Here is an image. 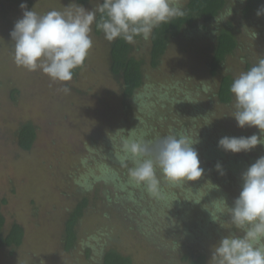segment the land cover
Masks as SVG:
<instances>
[{
  "label": "rangeland",
  "instance_id": "374dc122",
  "mask_svg": "<svg viewBox=\"0 0 264 264\" xmlns=\"http://www.w3.org/2000/svg\"><path fill=\"white\" fill-rule=\"evenodd\" d=\"M238 2L229 0L228 4L237 6ZM101 3L0 0V212L6 218L5 234L14 224L25 231L21 247L0 250V264H101L108 249L129 256L133 264H184L179 251L203 254L212 264L213 249L223 237L243 234L232 224L228 208L242 190V174L264 157V145L239 154L218 147L224 136L260 133L255 127L239 128L232 117L234 101L221 104L217 94L224 76L234 79L246 71L245 61L255 65L264 58V25L248 29L246 35L240 17L226 16L225 23H232L240 47L226 59L216 77L210 74V46L204 35L217 23L208 25L205 32L195 28L192 36L172 39L156 68L151 66L150 37L134 42L133 55L145 62V79L127 107L122 86L111 73L110 43L103 33L96 34L95 24L85 68L66 85L52 83L39 70L30 72L15 65L10 32L22 17L21 4L43 15L51 10L75 11L78 6L91 11ZM174 3L184 6L187 0ZM64 86L70 92L61 91ZM28 123L36 128L37 139L32 150L25 152L19 147L18 136ZM174 133H185L193 142L198 140L193 147L204 173L197 181L169 187L180 200V207L166 204L164 199L156 205L143 190L146 202L136 207L140 208L136 215L145 222L139 231L117 213L119 203L112 201L111 207H104V198L97 193L114 188L110 179L94 182L91 174L97 175L96 169L101 167L102 175H110L107 158L112 159L108 163H114L122 154L123 139L130 135L153 146ZM218 163L223 175L216 169ZM116 170L121 171L117 176L123 177V169ZM155 173L159 187L168 188L169 182L158 167ZM126 179L130 180L129 173ZM120 191L122 195L132 192L126 186L109 197L116 199ZM84 197L90 199V206L76 229L78 243L67 252L66 223ZM131 216L135 217L133 213ZM185 227L209 237L199 243L188 241ZM146 230L159 236L162 251L147 242Z\"/></svg>",
  "mask_w": 264,
  "mask_h": 264
},
{
  "label": "clouds",
  "instance_id": "9594fccd",
  "mask_svg": "<svg viewBox=\"0 0 264 264\" xmlns=\"http://www.w3.org/2000/svg\"><path fill=\"white\" fill-rule=\"evenodd\" d=\"M20 7L22 17L10 32L15 65L30 72L39 70L52 83L64 85L72 81L74 70L83 66L93 47L94 24L109 43L118 38L134 43L137 36L147 40L156 27L184 15L174 0H103L95 10L78 6L75 11L51 10L43 15L26 10L25 4ZM262 14L264 8L257 16ZM60 90L70 92L67 86ZM229 91L237 126L255 127L260 135L224 136L218 147L239 154L264 145V58L234 78ZM197 143L185 133H174L149 146L130 135L122 141L120 159L134 165L129 169L131 183L158 196L157 167L173 187L202 177L204 169L193 147ZM216 169L223 175L222 165L218 163ZM242 181V190L228 209L232 224L243 234L223 237L213 249L212 264H264V157L242 174Z\"/></svg>",
  "mask_w": 264,
  "mask_h": 264
},
{
  "label": "trees",
  "instance_id": "16d2710c",
  "mask_svg": "<svg viewBox=\"0 0 264 264\" xmlns=\"http://www.w3.org/2000/svg\"><path fill=\"white\" fill-rule=\"evenodd\" d=\"M87 2L88 0H77V4L79 5H86ZM228 3L229 0H187V4L184 6H179L182 9L184 15L173 17L167 23L159 25L150 35L151 66L153 68L158 67L161 59L166 54L172 39L182 35L192 36L191 31L195 30V28H201V31L205 32L208 29V25L211 23H217L213 31L204 35L207 36L210 46V74L211 76L216 77L226 59L234 55V53L240 47V39L236 30L232 27V23H225L226 16H231L233 18L240 17L241 20H243L246 35H249L247 32L248 29L261 27L264 25V15L262 14L257 16L258 10L264 8V0H239L237 6H230ZM28 5L30 6L31 4L28 3ZM99 16L100 14H98L97 19H99ZM95 30L97 35L102 33V31L98 30L96 27ZM143 40L145 39L137 36L134 42ZM133 44L134 43L125 42L122 38H118L114 42L110 43L111 73L114 79L122 86L124 103L126 104V107L127 102L134 99L136 92L143 87L145 79L143 71L145 62L143 60H138L133 55ZM245 64L246 71L254 65L251 64L250 61H245ZM85 65L86 60L82 67L74 70L73 77L82 72V70L85 68ZM233 80L234 79L231 75H226L222 78L217 94L218 100L221 104H231L233 97L230 94L229 88ZM13 93L17 94L16 91ZM18 139L19 147L25 152H30L37 139L36 128L31 123L24 125L19 132ZM122 154L115 157L117 161L115 160V162L112 164L108 163V161L112 162L111 157L107 158L106 165L110 166L108 171L110 175H102V172H100L101 167H99L96 169L97 175L91 174V179H93L94 182H100L101 180L104 182L107 179H110L109 183L114 189L112 191L108 190L103 193H101L100 190L97 193L99 195L102 194V197L104 198V207H111L112 201L119 203L120 207L117 208V213L124 215V217L129 221V224H135L140 231L143 229L145 222L142 221L139 215H136V213L140 212V208L136 207L141 206V203L145 204L146 202V198H143V190L147 192L149 198L151 197L155 199L156 205H159L158 202L163 199L165 200L166 204L169 202L170 205H175L177 207H180L181 204L180 200L175 199V193H170V184H168V188L166 187L165 189L159 187V195L153 196L149 194L143 186H136L131 183L130 180H127L126 177L128 176L129 169L134 165L131 160L121 162L120 157ZM114 165L123 169V177L117 176V174L119 175V172L121 171L116 170ZM126 186L131 188V194L130 192H127L126 194L124 193V195H122V191H120L117 192L119 195L116 199L112 196L109 197V195H112L114 190L118 191L120 188H125ZM86 188L90 189V186H86ZM95 198V201L98 202L97 195ZM3 203L7 204L5 200ZM130 203L132 209L129 211L127 208L130 206ZM89 206L90 199L88 197H84L81 203L78 204L76 209L71 213L69 220L66 223L64 248L67 252L73 250L78 243L76 229L80 221L84 218L86 210L89 208ZM130 212L133 213L135 217L131 216ZM5 225L6 218L0 212V250L21 247L25 238V231L23 227L18 224H14L10 232L5 234ZM185 228L186 234L190 236L187 238L188 241L199 240V243L204 240V238L209 237L206 234H197L192 227ZM147 232V230L144 231V236L147 242L150 243L151 246L158 247L157 250L162 251L163 248L160 247L158 243L159 236L153 231L149 230L151 234ZM178 255H180L182 263L184 264H208V259L203 254H182V252L179 251ZM101 264H133V260L129 256L122 255L120 252H118V250L108 249L102 255Z\"/></svg>",
  "mask_w": 264,
  "mask_h": 264
}]
</instances>
